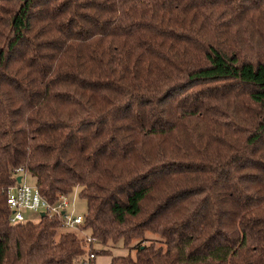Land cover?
Instances as JSON below:
<instances>
[{
	"label": "trees",
	"instance_id": "trees-1",
	"mask_svg": "<svg viewBox=\"0 0 264 264\" xmlns=\"http://www.w3.org/2000/svg\"><path fill=\"white\" fill-rule=\"evenodd\" d=\"M19 168L52 204L80 188L101 248L12 225ZM120 242L111 264H264V0H0V264Z\"/></svg>",
	"mask_w": 264,
	"mask_h": 264
},
{
	"label": "built area",
	"instance_id": "built-area-1",
	"mask_svg": "<svg viewBox=\"0 0 264 264\" xmlns=\"http://www.w3.org/2000/svg\"><path fill=\"white\" fill-rule=\"evenodd\" d=\"M26 175L23 168L17 169L15 177L21 176L22 181L11 186L7 192V203L11 212L10 223L12 225L26 224L29 221H33L27 217V213H34L39 215L40 218L42 214H45V216L49 215L50 217L57 216L62 221L64 229L82 233L89 244L96 241L81 230L85 218L82 215H75L71 211L73 203L68 194H59L57 203L52 204L41 194L36 184L30 185L26 182ZM96 259L97 255L94 252H90L81 260L80 264H96Z\"/></svg>",
	"mask_w": 264,
	"mask_h": 264
},
{
	"label": "rangeland",
	"instance_id": "rangeland-1",
	"mask_svg": "<svg viewBox=\"0 0 264 264\" xmlns=\"http://www.w3.org/2000/svg\"><path fill=\"white\" fill-rule=\"evenodd\" d=\"M25 180L30 185H34L35 184V179L31 175H29V174H27L25 176ZM80 190H81L80 188H76L71 194H68V195L70 196L71 201L73 203L72 206H71V211H73V213L75 215H82V216H84L87 213V204H86V202L84 200H82L79 197ZM26 215H27L28 218H31L34 222H38L40 220V216L39 215H36L34 213H27ZM64 230L67 231L66 229H64ZM70 232L80 233V232H77V231H70ZM81 236H82V234H81ZM157 239L162 240V238L158 234H154V233H150V232H148L145 235V237L143 238V240L147 243V245H150V243H152V240H153L154 243H156V245L158 247H160L161 246V243ZM92 243L94 244V247L95 248H101V245L97 241L92 242ZM120 244H123V243L120 242L117 245V248L122 249V251L121 252H118V250H114L113 251L114 256L115 255L116 256H118V255H129V253H132V255L135 254V251L130 252L129 249L124 248L123 245H120ZM113 245H115V244H112L111 243V244L108 245V247H112ZM107 252H110V251H107ZM109 256H111V255L110 254H107V255L97 256L96 264H104V263H106L107 258H108V260H110ZM105 257H107V258H105Z\"/></svg>",
	"mask_w": 264,
	"mask_h": 264
},
{
	"label": "crops",
	"instance_id": "crops-1",
	"mask_svg": "<svg viewBox=\"0 0 264 264\" xmlns=\"http://www.w3.org/2000/svg\"><path fill=\"white\" fill-rule=\"evenodd\" d=\"M120 247V246H119ZM122 247V246H121ZM102 249H104V250H106V251H110V255L111 256H109V258H110V260H108V258L107 257H105V258H107V260H106V263H104V264H111V260H112V257H116V255L114 256V254H113V251L114 250H118V252H121L122 251V249H120V248H117V246H115V245H113L112 247H103ZM100 256V255H99ZM118 256H127V255H118Z\"/></svg>",
	"mask_w": 264,
	"mask_h": 264
},
{
	"label": "water",
	"instance_id": "water-1",
	"mask_svg": "<svg viewBox=\"0 0 264 264\" xmlns=\"http://www.w3.org/2000/svg\"><path fill=\"white\" fill-rule=\"evenodd\" d=\"M18 183H20L21 181H22V177L20 176V177H18ZM42 216H45V214H42Z\"/></svg>",
	"mask_w": 264,
	"mask_h": 264
}]
</instances>
